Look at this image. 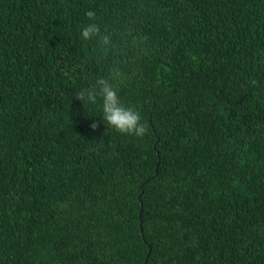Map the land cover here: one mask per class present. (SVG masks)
Returning a JSON list of instances; mask_svg holds the SVG:
<instances>
[{"label": "trees", "instance_id": "trees-1", "mask_svg": "<svg viewBox=\"0 0 264 264\" xmlns=\"http://www.w3.org/2000/svg\"><path fill=\"white\" fill-rule=\"evenodd\" d=\"M0 264H264V0H0Z\"/></svg>", "mask_w": 264, "mask_h": 264}, {"label": "clouds", "instance_id": "clouds-1", "mask_svg": "<svg viewBox=\"0 0 264 264\" xmlns=\"http://www.w3.org/2000/svg\"><path fill=\"white\" fill-rule=\"evenodd\" d=\"M85 15L89 20H94L96 14L94 11L89 10ZM80 34L84 40L98 37L103 44L107 45L110 43V38L106 35H101L100 27L96 23L85 25L81 29ZM97 97L102 100L103 121L116 133L132 135L138 138H143L148 134L149 125L147 121L142 122L141 113L138 110L126 107L121 103L117 89L113 87L109 80L99 79L93 88L81 90L77 93V99L91 104H96ZM91 127L95 129L97 124L93 122Z\"/></svg>", "mask_w": 264, "mask_h": 264}]
</instances>
